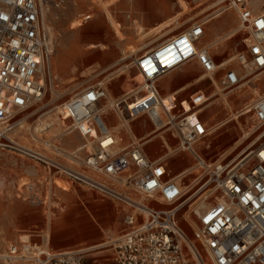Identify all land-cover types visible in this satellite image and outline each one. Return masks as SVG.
<instances>
[{
  "label": "built area",
  "instance_id": "obj_1",
  "mask_svg": "<svg viewBox=\"0 0 264 264\" xmlns=\"http://www.w3.org/2000/svg\"><path fill=\"white\" fill-rule=\"evenodd\" d=\"M66 0H0V140L18 122V117L41 102L54 76L45 66L55 51L47 28L44 9L62 7ZM218 12L235 11L240 28L248 34L246 49L233 58L240 67L250 66L263 75V90L245 113L253 112L258 126L264 125V7L255 10L251 0H221ZM91 16L87 15L85 19ZM207 21H197L143 52L134 66L144 78V87L124 98L107 99V89L98 82L60 105L64 133L78 132L84 145L70 154L72 165L28 149L9 140L4 145L94 191L122 208L125 229L106 245L118 264H264V142L232 162H209L202 146L209 149L211 129L201 109L212 96L198 90L188 98L163 94L159 82L169 72L197 61L207 78L224 91L232 92L242 83L240 71L229 62L218 63L201 46ZM258 50V51H257ZM223 71L219 77L218 73ZM138 94V95H139ZM107 112L125 117L131 125L148 117L163 139H178V148L189 153V167L200 183L197 191L212 185L219 199L206 208L193 229H184L179 211L185 201L181 182L171 176L168 161L160 155L150 158L146 140L122 145L105 121ZM159 124V126L157 125ZM127 132H132L127 128ZM61 135V133L59 134ZM202 143V144H201ZM170 144V143H169ZM93 147V151L88 149ZM176 149V150H177ZM85 151L86 154L82 152ZM60 156L68 154L58 151ZM7 254L11 263L86 264L89 250L77 248L54 251L32 242L13 245ZM22 252V253H21Z\"/></svg>",
  "mask_w": 264,
  "mask_h": 264
},
{
  "label": "rangeland",
  "instance_id": "obj_2",
  "mask_svg": "<svg viewBox=\"0 0 264 264\" xmlns=\"http://www.w3.org/2000/svg\"><path fill=\"white\" fill-rule=\"evenodd\" d=\"M101 1L104 2L102 4L108 5L115 21L121 24L125 38L120 39L116 35L105 11L103 9L100 11L92 0H66L62 7L44 9L45 22L55 44L54 56L57 55V49L61 44H64L65 52L61 58L62 65L57 70H52L53 85L48 87L44 99L20 115L16 125L7 131L0 140V255L6 256L13 245H17L18 249L22 251L24 242L21 241L24 240L22 239L24 236H28V242L37 246L50 248L54 251L69 250L80 247L87 248L104 241H111L121 235L126 226L125 214L118 204L73 183L62 174L50 172L42 164L19 153L12 147L4 145L9 142L8 139L35 148L37 151L64 163H70V159L63 155L60 156V153L56 151L62 148L69 152L73 148L67 146L65 142L67 133H64L63 129L66 128V125L62 123L60 130L55 133L52 130L43 131L42 138L39 134L34 133L35 128L50 122L52 117H60L58 114L63 102L75 93L98 82H103L106 87L107 99L124 98L125 92L143 82L138 69L134 66V61L143 52L148 51L171 34L185 29L194 21L207 20L206 36L202 40L206 46L219 36L224 35L230 26H232L231 29H236L237 33L234 37L223 44L219 51L215 52L214 49L211 52L217 62L234 58L239 51L246 49L245 43L249 36L240 28L238 14L231 10L220 14L218 1L221 0H148L157 7V12L161 15L152 20L143 18L144 14L140 13V10L144 12V6L148 7V3L144 0ZM76 2L80 5H77ZM251 3L255 10H261L264 7V0H251ZM229 13L234 17L230 20L232 24L220 26L222 19ZM87 15L91 17L85 19ZM73 21L81 23L77 28L70 29ZM162 22L166 23L161 29L148 33ZM139 23L144 27L142 32L138 31L136 26ZM97 24L108 32L109 39H102V42L108 43L107 48H103L101 45L90 46L88 45L91 41L89 36L82 37L85 29ZM167 24L168 26L164 27ZM215 24L219 26L218 32L221 35H214L212 32V26ZM170 30H172L171 33L163 36ZM132 45H137L139 50L132 55L129 52L130 56L125 58V51H128V46ZM127 65L129 67H126ZM228 65L240 67L234 59L229 61ZM189 66H195L199 72H204L201 65L197 61H193L183 68L177 69L176 73ZM239 71L242 78V90L247 92L244 96L237 98L236 92L241 89L239 87L232 93L229 92V96L234 99V107L241 108L253 105L261 95L263 75H258V72L250 66L242 67ZM222 74L223 71H220L218 76L220 77ZM203 83L207 86H192L186 92L191 93L198 88H203L210 96L214 92L217 93L207 103V105L211 103L210 107L206 108L207 105H205L201 109V116L211 129V135L208 137V140L212 142L211 147L207 149L202 146V154L209 162L238 160L264 142V125L258 126L253 112L244 113L238 119L213 132V122L224 119L228 115V108H223L221 105L222 94L228 92L224 91L220 85L218 87L213 85L208 78ZM254 88H257V93L253 90ZM214 109H219V112L213 118L211 112ZM22 119L23 123L19 124ZM121 119L124 120V117ZM58 120L62 121L61 118ZM22 124L24 127H21ZM152 127L153 124L150 123L148 129ZM3 128L4 125L0 124V129ZM60 133L61 135H59ZM32 136L40 139H33ZM161 139L163 140L162 137ZM254 140L257 141V144L247 151V146ZM45 141H49L50 145H46ZM157 141L152 144L158 146L159 149L151 145H147L146 149L150 146L153 156L164 155L166 149ZM169 143L173 152L164 155L163 159L168 161L172 168L170 174L174 175L177 171L193 164L194 158L189 153L177 149L178 139L173 138L170 134ZM88 149L94 150L91 145ZM82 153L86 154L85 151ZM181 158L184 163L175 169L174 167L180 164L179 159ZM191 178H195L194 173L185 179V183H188ZM196 182L194 190L190 194H186L185 200L197 190L200 183ZM207 189L214 192L212 185L204 188V190ZM214 193L219 195L218 191ZM197 198L194 196L179 211L180 223L189 235L193 234L196 224L188 222L184 212L190 210V205ZM214 202L215 196L210 198L207 208ZM191 215L197 222V215H194V212ZM188 261V264H198L193 258ZM0 264L29 263L23 261L8 263L5 257H0ZM86 264L118 263L113 258L112 250L108 245H105L89 250Z\"/></svg>",
  "mask_w": 264,
  "mask_h": 264
},
{
  "label": "bare ground",
  "instance_id": "obj_3",
  "mask_svg": "<svg viewBox=\"0 0 264 264\" xmlns=\"http://www.w3.org/2000/svg\"><path fill=\"white\" fill-rule=\"evenodd\" d=\"M92 2H94L96 4V6L99 7L98 9L100 11L102 9L105 11L108 19L111 21V23L113 25V28L115 30L114 32L116 33V35L120 39L125 38V35H124L123 31L121 30V24L119 22H116L115 21L113 14L108 9V5L102 4L104 2H102L101 0H92ZM219 2L220 1H218V3ZM76 4L77 5H80L77 2H76ZM231 19H234V17H233V15L231 13H229V14L225 15V17L222 19V21L227 22V23H230V20ZM80 23H81L80 21H73L72 24L70 25V29L77 28ZM136 26L138 27V31H141L142 32L144 30V27L140 23L137 24ZM164 27H166V26H164ZM159 29H161V28H159ZM158 30H155V31H158ZM148 33H152V31L151 32H148ZM166 33H164L163 36L166 35ZM236 33H237L236 32V29H230L224 35L219 36L218 38H216L215 41L212 40L213 42L212 43H209V45H207L209 47L210 52L214 51V49H215V52L216 51H219L220 50L219 48L222 47V45L225 44L227 41H229L230 39H232ZM86 35H88L89 36V39L91 40L88 43V45H90V46L101 45L103 48H107L108 47V43L107 42H105V43L102 42V39H106V40L109 39L108 32L103 27H101L99 24L94 25V26L90 27L89 29H85L84 30V35L82 37L85 38ZM96 41H98V42H96ZM138 50H139V48L137 47V45L136 46L135 45L128 46V51H125V58L129 57L130 55H132V53H135ZM64 52H65L64 44H61L59 46V48L57 49V55L54 56V54H53L54 58L52 56L51 59H50V61H49V63L45 66L46 71L47 70H50V72L52 73V70H57L62 65L61 58H62V55L64 54ZM129 52L131 53L130 55L128 54ZM54 53H55V51H54ZM52 58H53V60H52ZM231 60H233V57L232 58L223 59V60L219 61L218 63H222V62L225 63V62H229ZM126 67H129V65H127ZM246 67H243V68H246ZM139 73H140V71H139ZM140 75H141V73H140ZM258 75H260V74H258ZM207 76H208L207 74L200 73L199 75H197L196 79L197 80H200V81H204V80H206ZM141 77H142V75H141ZM142 79H143V82L140 83V84H138V85H136L134 88H130L127 91L125 97L127 95L131 94V93H135L136 94L137 91L141 90L144 87L145 81H144V78L143 77H142ZM213 85H216L218 87V83H217V81L215 79H214V84ZM242 86L243 85H240L239 87L241 89L236 92V97L237 98H240V97L244 96L246 94V92H247V91L242 90ZM253 90L256 91V93H257V88L256 89L254 88ZM219 92L220 91L218 90V93ZM230 93H232V92H230ZM230 93L222 94V100L223 101L220 100V101H222L221 102V105L223 106V108H225V107L228 108V115L224 119L216 120V121L213 122V124H212V130H213V132L218 131L223 125H226V124L230 123L231 121H234L235 119H238L241 115H243L245 113V108H247V107H249V106L252 105V104L251 105H247V106L241 107V108L234 107V105H233L234 104V99L231 98V96H229ZM216 94L217 93L214 92L212 94V97H214ZM251 94H252V92H251ZM141 96H142V94H139V95H137V98H139ZM210 105H211V103H209L206 108L210 107ZM218 112H219V109L212 110V112H211L212 113V117L213 118L216 117L218 115ZM58 118H60V117H58ZM58 118H56V116L55 117H52V119H51L50 122L43 123L41 126L36 127L35 128L36 131L34 133L39 134L41 136V138H42L43 137V134H42L43 131H46V130L51 131L52 130L53 133H55L56 131L60 130V127H61L63 121H59ZM23 121L24 120L22 119L19 122V124L23 123ZM157 125L159 126L158 123H157ZM122 126H127V122L126 121L125 122H120L116 126L115 129H119ZM21 127H24V125L22 124ZM155 130L156 131L153 132L152 139L150 141H152L154 139H157L162 144V147H164L165 149L167 147L169 148L168 150L166 149V155L171 154L173 152V149L169 146L168 143L163 142L162 139H161V137H163V134L160 131H162V130H160V127H158ZM130 135H132V133ZM148 136H150V135H148ZM248 136H249V134H248ZM38 138L39 137H36V136L33 137V139H36V140ZM66 140H69L72 143V146L71 147H73V148L69 152L66 151L68 154H65V155L67 156V158L72 159L70 154H73L78 149H81L83 147L84 143H82V142L79 141V139L77 138L75 132H68L67 135H66V137H65V141ZM45 144L46 145H50L49 141H45ZM256 144H257V141H255V140L253 142H251L247 146V148H248L247 151L250 150V149H252ZM148 145H150V142H149ZM23 146L26 147V148H28V149L36 150L35 148L27 147L25 145H23ZM61 149L62 148H59L56 151H60ZM62 150H64V149H62ZM41 153H43V152H41ZM43 154H45V153H43ZM182 159L183 158L179 159L180 164H181ZM67 164L72 165V162L67 163ZM180 164H177L174 168L177 169ZM190 173H191L190 169H188V167H185L183 170L177 171L174 175H172L173 177L177 178L179 182H181L182 189L185 192V196H186V194H190L194 190V187H195V185L197 183L196 180H193V179H191L188 183H185V179L190 176ZM25 184H27V183H25ZM200 192H201V194H200ZM191 195H192L191 197H189L187 200H185L182 203V206L181 207H183L189 200H191L192 198H194V196L195 197H198L190 205V210H187L186 212H184V216L186 217L187 221L195 225L196 224V220L193 218V216L191 215V213L194 212V215H201V213L207 208V205L210 203V198H212V197L215 196V200H216V199H219L220 196L217 195V194H215L214 192H212L211 189H207V190L202 189L200 191L194 192ZM22 239H24V240L21 241V242H24V243L28 242V236H24ZM108 242L109 241H104V242H101V243H98V244H94V245H91V246L87 247L86 249L87 250L97 249V248H100V247L105 246ZM15 246H17V245H15ZM10 248H13V247L11 246ZM0 257H5L6 258L7 255L6 256L5 255H0Z\"/></svg>",
  "mask_w": 264,
  "mask_h": 264
},
{
  "label": "crops",
  "instance_id": "obj_4",
  "mask_svg": "<svg viewBox=\"0 0 264 264\" xmlns=\"http://www.w3.org/2000/svg\"><path fill=\"white\" fill-rule=\"evenodd\" d=\"M148 3V7L144 6V12L140 10V13L141 14H144L143 15V18H147L148 20H152V19H156L158 18L159 16H161L158 12H157V7L156 6H153L151 4V2H149L148 0H144ZM197 21H204V20H197ZM197 21H194L193 23L197 22ZM207 21V20H206ZM166 22H162L161 24H159L158 27H153L151 31H155V30H158L159 28H161L163 25H165ZM192 23V24H193ZM191 24V25H192ZM207 24V23H206ZM224 24H229L231 25L232 23H227V22H224L222 21L220 23V26L221 25H224ZM189 25V26H191ZM168 25H166L167 27ZM188 26V27H189ZM232 26H230L226 32H228L230 29H231ZM187 28V27H186ZM185 28V29H186ZM184 30V29H183ZM219 26L217 24L213 25L212 26V32L214 33V35H221L219 32ZM182 31V30H180ZM180 31H177L171 35H174ZM172 30L170 31H167L166 35L171 33ZM225 32V33H226ZM224 33V34H225ZM164 35V36H166ZM170 35V36H171ZM206 36V25H205V35L204 37L201 39V46H204V47H208L206 46V44L203 43V39L205 38ZM169 37V36H168ZM154 47V46H153ZM213 55V53H212ZM185 66V65H184ZM184 66H182L181 68H183ZM238 70L242 67H236ZM180 69V68H179ZM177 70V69H176ZM176 70H173L171 72H169L168 74H166L164 77L163 80H161V82H159V86H160V89L162 91L163 94L167 95V94H172V93H177L178 97L180 99H185V98H188L192 93L198 91V90H205L203 88H198L194 91H192L191 93H187L186 91L191 88L192 86H196V85H200L202 87H206L207 85H205V83H203V81H200V80H197L196 77L197 75H199L200 73L202 72H199L198 69L194 66H189L187 67L185 70H182L178 73H176ZM197 73V74H196ZM204 74H206L205 72H203ZM169 75V76H167ZM167 76V77H166ZM205 81V80H204ZM179 84V85H178ZM178 85V86H176ZM176 86V87H174ZM127 92H125L124 96L126 95ZM122 117H118L114 112H107L106 115H105V121L107 123V125L110 127V129L116 133V135H122L124 137V140H123V143L122 145H127L129 143H131L133 140H136V141H140V140H146V144L144 146V150H145V153L152 159H156L158 158L159 156H153L152 155V148L151 147H147L146 149V146L149 144L150 142V145L151 146H154V147H158L156 146L155 144H152L153 142H155L157 139H154L152 141H150L152 139V135H153V132L156 131L155 130V127L153 126L151 129H148V126L149 124L151 123L150 120L148 119V117H141L139 119H137L136 121H133V123L130 125L127 121V119H125L124 117V120L121 119ZM203 118V117H202ZM127 122V126H122V127H118L119 129H115L116 126L120 123V122ZM205 121V119H204ZM206 122V121H205ZM115 126V127H114ZM127 128H131L132 129V132H127ZM160 131V130H159ZM162 132V134L164 133L163 131H160ZM132 133V135H130ZM77 138L79 139L80 142L84 143V139L80 136V134L78 132H75ZM150 135V136H148ZM133 136V137H132ZM148 136V137H147ZM134 138V139H133ZM163 142H166L169 144V142H167L165 139L162 140ZM67 146H72V143L69 141V140H66L65 141ZM158 142V141H157ZM74 145V144H73ZM170 146V144H169ZM171 147V146H170ZM159 149V147H158ZM163 149V148H162ZM167 150L169 149L168 147L166 148ZM162 155V154H161ZM166 155V153H165ZM182 163L180 165H182L184 163V160L182 159L181 161ZM192 165V164H191ZM190 165V166H191ZM189 166V167H190ZM168 167H169V170H170V173L172 171V168L170 166V164L168 163ZM188 167V169H190ZM181 171V170H179ZM191 171V169H190ZM191 174V173H190ZM172 176V175H171ZM193 180H195L194 178H191ZM81 248V247H80ZM84 248V247H83ZM77 249V248H76ZM68 250V249H67ZM69 250H72V249H69ZM58 251H65V250H58ZM6 261L8 263H10L7 259Z\"/></svg>",
  "mask_w": 264,
  "mask_h": 264
},
{
  "label": "snow or ice",
  "instance_id": "obj_5",
  "mask_svg": "<svg viewBox=\"0 0 264 264\" xmlns=\"http://www.w3.org/2000/svg\"><path fill=\"white\" fill-rule=\"evenodd\" d=\"M261 27H264V24H262ZM257 51H258V50H257ZM261 63H264V61H261Z\"/></svg>",
  "mask_w": 264,
  "mask_h": 264
}]
</instances>
